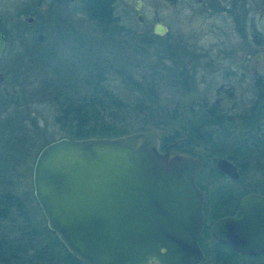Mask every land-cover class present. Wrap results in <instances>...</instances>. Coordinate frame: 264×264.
<instances>
[{"label": "trees", "instance_id": "16d2710c", "mask_svg": "<svg viewBox=\"0 0 264 264\" xmlns=\"http://www.w3.org/2000/svg\"><path fill=\"white\" fill-rule=\"evenodd\" d=\"M51 1L57 6L77 3L78 13L93 25V35H78L75 26L64 27L65 16L56 17L45 8L53 28L46 26V30L31 36L32 45L20 52L24 54H20L13 72L25 89L21 85L0 99V264H43L44 256L53 249L59 251L63 264H84L62 246L46 225L39 222L40 226H36L31 222V197L21 185L26 184L28 174L31 176L29 169L38 150L54 139L35 142L36 136H43L44 131L32 118L23 121L20 114L23 110L27 115L31 106L52 108L55 110L52 122L67 138L116 137L149 127H171L167 134H161L160 148L173 144V150L187 154L191 152L187 147L189 142L200 143L202 122L224 120L220 112L202 111L199 119H191L184 115L179 104L171 109L161 105V84L186 92L191 87L188 79L191 76L174 62L164 63L162 57L154 66L147 65L143 55L145 46L159 36L153 33L152 38L143 39L137 35L140 44H130L128 40H132L135 29L120 15L115 0ZM39 15L36 18L40 20ZM0 26L6 36L4 52H19V44L26 41L25 35L12 34ZM46 32L45 46L40 38ZM58 42L76 44L83 55L75 54L70 59L60 56L58 48L55 52L50 48L59 47ZM24 229L23 234L33 238L25 239H30L29 243L17 237ZM43 234L50 237L49 245L34 242Z\"/></svg>", "mask_w": 264, "mask_h": 264}, {"label": "water", "instance_id": "95a60500", "mask_svg": "<svg viewBox=\"0 0 264 264\" xmlns=\"http://www.w3.org/2000/svg\"><path fill=\"white\" fill-rule=\"evenodd\" d=\"M258 21L264 30V13ZM152 30L167 32L160 23ZM5 47L0 26V60ZM3 79L0 72V83ZM158 149L156 135L144 130L116 137H60L38 150L31 170L33 197L48 230L75 258L84 264L202 261V193L196 184L201 162L187 153L170 156ZM215 166L234 176L226 159H217ZM209 232L236 252H261L264 196L246 195L236 213L213 222Z\"/></svg>", "mask_w": 264, "mask_h": 264}, {"label": "rangeland", "instance_id": "374dc122", "mask_svg": "<svg viewBox=\"0 0 264 264\" xmlns=\"http://www.w3.org/2000/svg\"><path fill=\"white\" fill-rule=\"evenodd\" d=\"M134 1L135 0L115 1L117 8L120 11L122 8H127L131 13L128 20L132 22V25H134L132 28L135 29V31L132 36V40H128V42L130 44H132L131 42L136 43L138 40L137 35H139V38L140 35H142L143 39H147L146 37L152 38L151 36L153 32L151 30V26L155 21L154 19L158 18L168 30L165 34L155 37L152 43L145 46L146 48L143 55L147 59V61H145L146 64L152 66L159 57H162V59H165H163L164 63L170 65L174 62L178 64V68L181 71L188 73L191 76L190 78H192L190 79L188 77V79L191 80V87L190 90L186 92L169 84H161V105H164V107L166 106L167 108L170 107L171 109L173 106L175 107L179 104L180 108L184 111V115L189 116L191 119H199L202 112V97L210 95L213 97L215 94V88L221 82V78L218 77V72H213L214 74L212 75H215V77L212 75V77L209 76L210 78L204 77L205 79L202 81V72L206 73V71H204V69L202 70V68L207 67L203 65L206 61H202V50L207 51L206 57L208 58H205L206 60H209V57H214L216 55L219 56L224 50H233V52H236V55L234 53L233 54L236 56L237 62H239L240 58H243L249 49L247 44L244 43L245 39L241 38V34L243 33L245 35V32L247 31L248 19L252 14L251 12H253L255 18L259 12H264V0H229L228 3L230 11L228 13H221L218 11L219 2L217 0H206V2L202 4H198L194 0H178L174 2H168L165 0H143L144 7L142 9V13L144 15V23L142 26L136 23L135 15H133L132 6ZM77 7V3H72L68 6H57L51 0H0V24H2L3 27L5 26V28L12 32V34H17V32L22 33L25 35L23 38L26 40L22 44H19V47L21 48L19 52L12 54L9 50L5 51L2 55L0 60V72L3 73L4 79L3 82L0 83V99H4L2 97L10 95L12 91L14 92V89L23 85L21 79L17 78L15 74L13 76L15 67L20 60V54H24L20 52H22L28 44L32 45V40L34 39L31 36L37 35L39 31L41 32L43 29L46 30V26L48 28H53V26H51V20L48 21V19L51 18L49 17L50 14H53L56 17L65 16L62 17L64 19L63 24L66 25L64 27H68V25L75 26L76 30L74 31H76L78 35H93V33H91V26L93 27V25L90 22H87L86 18L82 16V14L78 13L79 11L77 10ZM45 8H49L51 10L49 12L50 14L44 11ZM31 12L36 13L31 14ZM38 15L40 20L36 18ZM27 17L32 18L30 23L25 21ZM238 30H242V32L239 33ZM46 35L47 32L40 38L42 43H45V46L47 43ZM126 38L127 37H125V39ZM136 44L140 43L137 42ZM58 45L59 47L50 46V48L54 52L56 48H58L57 54H60V56L63 54V56L67 59H70V57L75 54L79 57H81V54L83 55V52H80L79 48H77L74 43L58 42ZM223 56L230 57L226 54ZM226 64H228V62ZM226 64L223 63V66ZM212 66L214 67V65ZM167 81L169 82V80ZM189 82L190 81H188V83ZM246 84L247 83L239 82L236 86H238L237 88L240 90L245 88ZM22 88L23 90L25 89L24 85ZM18 108L19 110L21 109V107ZM8 109L10 110V107H8ZM28 112L29 114L27 115L24 110L20 113L23 121L27 118H32L35 125L40 128V130L44 131L43 136H41L42 134L40 135L41 137L36 136L35 142L39 141L41 143H46L52 139L65 137L64 134L59 131L57 125L52 122V115L55 110L50 107L48 108L47 106L35 105L31 106ZM170 128L157 129L149 127L144 130L151 131L159 140L161 134L165 132L167 134ZM219 132L220 134L218 132L216 134L213 133L217 142L221 145H217L216 150L227 152L228 148L225 146L227 145V142H230L231 136L230 134H225V132ZM187 147H190V155L197 159L200 158V149L198 144L196 145V143L192 144L189 142ZM208 148L212 149L210 144H208ZM160 151L162 152L163 148H160ZM179 151L180 150H170V154H176ZM206 152L208 153V150H206ZM214 157L215 156H211V154L205 156V159L203 160V169L196 175V183L198 186L201 185L202 179L208 180L205 172L209 170H212V172L215 171L214 161L216 158ZM31 169L32 168L30 167L29 171H31ZM249 175L250 176L248 178L250 179V188H253L254 185L261 183L264 178V174H259L257 171L249 173ZM215 183L219 185L227 184L225 180L221 182H207L208 194H211L213 191ZM21 187L23 189H27L31 197L32 206L29 210L33 218L31 221L33 222L32 224L35 222L36 226H40L39 222H41L45 225V219L35 199L33 198L30 174H28V177L26 178V184L23 183ZM221 190L228 195L231 193V191L227 188H222ZM210 201L212 204L213 197L210 198ZM221 210L222 207L214 208L212 209L213 213L208 211L207 215L211 218V216L213 217L212 214L218 213ZM19 219L21 220V217L18 216V220ZM211 221L212 219H207L205 220V223L208 225ZM25 229L20 233L22 235L18 234L17 237H23L24 241L29 243L33 238L23 234ZM27 238H30L31 240H25ZM203 241L210 242L207 234H204ZM34 242L45 246L50 244L51 239L48 235L43 234L40 239L37 237ZM200 244L202 247V234L200 237ZM27 245L29 246L30 244ZM35 245L37 246V244ZM205 249L208 250L207 247H205ZM220 252L223 260L231 261L230 264H264V254L255 256L254 258H237L227 254L224 249ZM209 253L212 252L209 251L208 254ZM208 256L209 258L204 264H228L219 260L210 259L212 254ZM49 259L50 262L48 261ZM42 263L63 264V261L60 259L59 251L53 249V251H50L46 257L44 256Z\"/></svg>", "mask_w": 264, "mask_h": 264}, {"label": "flooded vegetation", "instance_id": "af4514ba", "mask_svg": "<svg viewBox=\"0 0 264 264\" xmlns=\"http://www.w3.org/2000/svg\"><path fill=\"white\" fill-rule=\"evenodd\" d=\"M165 1L174 2L178 0ZM217 1L220 3H218L219 12L228 13L230 11L228 3L229 0ZM204 2H206V0L196 3L202 4ZM136 4L138 8H135ZM143 7V0H135L132 6L135 21L140 26L144 23V15L142 13ZM119 12L127 22L131 15L130 11H128L127 8H122ZM251 13L252 14L248 19L247 31L245 32V35L243 33L241 34V38L245 39L244 43L247 44L249 49L244 57L240 58L239 62H237L236 56H234L236 52H233V50H224L219 56L216 55L214 57H209V60L205 59L208 58L206 57L207 51L202 50V61H206L203 65L207 66L202 68V70L204 69L207 73L202 72V81L209 76L215 77V75H212L214 74L213 72H218V77L221 78V82L215 88L214 96L212 97V95H210L202 97V111L220 112L223 114L224 120L221 122L215 121L201 123L199 143V160L201 162V166L199 171H202L203 169V160L205 159V156L211 154V156H215L214 158H216L214 162H216L219 158L229 161L234 168V176L229 177L228 175L220 172L214 163L215 171L212 172V170H209L205 172L208 180L202 179L201 185L198 186L202 193L203 217L201 232L202 247L200 244L201 234L198 239V244L202 250V261L199 264L206 263L209 258L208 255L210 254H212L210 259L230 264L231 261L223 260L220 252L222 249H224L227 254L237 258H249V256L251 258L264 254V250L255 255L236 252L229 248L226 244L214 240L209 232V226L213 222L222 217L233 216L236 213L241 199L246 195L257 194L264 196V178L261 183L254 185L253 188L249 187L250 179L248 178L250 176L249 173H254L255 171L259 174H264V30L261 29L258 21L259 15L264 12H259L256 15V18L254 17L253 12ZM138 15H141L140 22L137 20ZM154 20L155 21L152 23L151 30L156 23L163 25L158 18ZM128 21L130 26L133 27L134 25H132V22H130V20ZM238 32L240 33L242 30H238ZM225 54L230 57L223 56ZM226 61L228 64H226ZM223 63L226 65L223 66ZM212 65H214V67ZM239 82L247 83L245 88L238 90V86H236V84ZM202 127H204L203 131ZM207 128H210V130H208L210 133L209 140L206 135ZM211 129L215 132H212ZM219 131L225 132V134L228 135L230 134L231 136L230 142H227V145L225 146L228 148L227 152L216 150L217 145H220V143L217 142L213 133L216 134L218 132L220 134ZM208 144H210L212 149L208 148ZM172 148L173 144H168L161 152L159 142L158 151L161 154H168L170 156L174 155L170 154V150L173 151ZM206 150H208V153ZM223 180H225L227 184L219 185L215 183V187L211 194L207 193V182H221ZM222 188L229 189L231 193L228 195L221 190ZM209 197H213L212 204ZM218 207H222V210L218 213L212 214L213 217L211 216V218H209L207 215L208 211L213 213L212 209ZM207 219H212L208 225L205 223V220ZM204 234L209 236L210 242L203 241ZM205 247H207L208 250L205 249ZM209 251L212 253L208 254Z\"/></svg>", "mask_w": 264, "mask_h": 264}]
</instances>
